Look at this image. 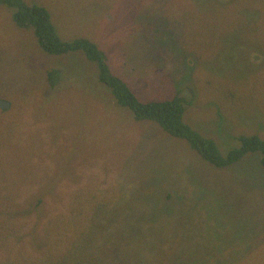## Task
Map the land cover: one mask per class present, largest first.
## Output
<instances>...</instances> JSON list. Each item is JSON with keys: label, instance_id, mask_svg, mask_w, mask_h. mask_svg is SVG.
Here are the masks:
<instances>
[{"label": "rangeland", "instance_id": "1", "mask_svg": "<svg viewBox=\"0 0 264 264\" xmlns=\"http://www.w3.org/2000/svg\"><path fill=\"white\" fill-rule=\"evenodd\" d=\"M26 1L141 99L186 98L223 151L264 138V0ZM13 18L0 4V264H264L256 152L212 165L117 103L83 51L49 53Z\"/></svg>", "mask_w": 264, "mask_h": 264}, {"label": "trees", "instance_id": "2", "mask_svg": "<svg viewBox=\"0 0 264 264\" xmlns=\"http://www.w3.org/2000/svg\"><path fill=\"white\" fill-rule=\"evenodd\" d=\"M0 4L11 10L16 24L33 29L39 44L47 52L63 54L69 51H83L90 61L96 63L99 68L97 75L109 88L116 102L123 107L127 106L136 118L158 122L162 129L171 135L186 140L193 150L214 166H229L247 153L256 152L264 170V138L258 134H241L238 137L239 146L223 151L216 139L203 134L185 120L184 113L188 106L185 103L186 98L175 94L167 98L141 99L126 82L111 71L106 53L95 41L86 36L64 39L57 31L51 17L52 12L47 6L26 0H0ZM47 73V80L57 83L58 70ZM52 127L55 128V125L52 124ZM67 168L69 167L65 166V169ZM30 178L33 180V177ZM69 264H80L79 256L76 255Z\"/></svg>", "mask_w": 264, "mask_h": 264}, {"label": "water", "instance_id": "3", "mask_svg": "<svg viewBox=\"0 0 264 264\" xmlns=\"http://www.w3.org/2000/svg\"><path fill=\"white\" fill-rule=\"evenodd\" d=\"M0 106L3 108H5V107L7 108L10 106V102L0 98Z\"/></svg>", "mask_w": 264, "mask_h": 264}]
</instances>
